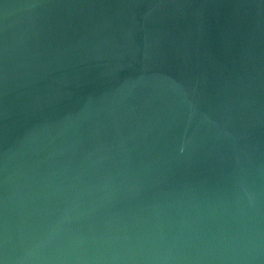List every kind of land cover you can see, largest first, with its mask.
<instances>
[{"label":"water","instance_id":"1","mask_svg":"<svg viewBox=\"0 0 264 264\" xmlns=\"http://www.w3.org/2000/svg\"><path fill=\"white\" fill-rule=\"evenodd\" d=\"M0 264H264V0H0Z\"/></svg>","mask_w":264,"mask_h":264}]
</instances>
